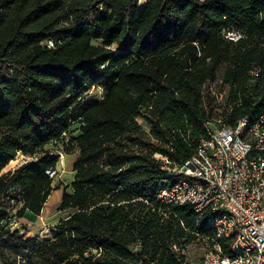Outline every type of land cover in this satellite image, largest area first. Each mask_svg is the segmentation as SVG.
Segmentation results:
<instances>
[{
  "label": "trees",
  "instance_id": "trees-1",
  "mask_svg": "<svg viewBox=\"0 0 264 264\" xmlns=\"http://www.w3.org/2000/svg\"><path fill=\"white\" fill-rule=\"evenodd\" d=\"M216 80L229 89L219 112ZM93 85L102 98L82 100ZM262 111L264 0H0V264H186L200 216L162 210L157 193L207 121ZM68 130L66 214L51 237H27L7 224L9 200L18 218L41 214ZM18 153L36 157L1 173Z\"/></svg>",
  "mask_w": 264,
  "mask_h": 264
},
{
  "label": "built area",
  "instance_id": "built-area-1",
  "mask_svg": "<svg viewBox=\"0 0 264 264\" xmlns=\"http://www.w3.org/2000/svg\"><path fill=\"white\" fill-rule=\"evenodd\" d=\"M228 35L238 36L236 32ZM259 72L258 66L250 70L254 76ZM103 93L101 85H93L82 100L100 99ZM204 126L206 137L194 154L173 168L181 177L162 187L157 199L164 206L162 210L188 204L200 216L195 228L189 230L205 245L198 264H264V111L254 120L240 119L235 126L216 125L212 120ZM70 136L68 130L52 143L59 165L68 154ZM20 155L18 165L36 157ZM56 172L48 171L51 177ZM21 206V202L9 200L6 220L11 228L19 227L15 213Z\"/></svg>",
  "mask_w": 264,
  "mask_h": 264
},
{
  "label": "rangeland",
  "instance_id": "rangeland-1",
  "mask_svg": "<svg viewBox=\"0 0 264 264\" xmlns=\"http://www.w3.org/2000/svg\"><path fill=\"white\" fill-rule=\"evenodd\" d=\"M144 0H140L141 5ZM213 89L217 96V112L224 106V99L228 93V86L222 84L220 80H216L213 84ZM220 118L219 116H216ZM141 122V120L139 119ZM78 151L73 149L65 156L63 164L57 166V172L53 176V187L50 197L45 205L44 212L41 217L24 216L19 218V227L27 231V237L37 236L40 239L51 237V230L59 222V220L66 214V211H58L57 206L61 201L62 189L71 191L70 183L73 179V171L71 161L76 157ZM20 153L16 155L17 162L13 165L3 168L1 173L12 171L18 167L20 162ZM7 166V165H6ZM55 187H57L55 189ZM205 252V245L196 236L191 238L184 246V254L186 264H198Z\"/></svg>",
  "mask_w": 264,
  "mask_h": 264
},
{
  "label": "crops",
  "instance_id": "crops-1",
  "mask_svg": "<svg viewBox=\"0 0 264 264\" xmlns=\"http://www.w3.org/2000/svg\"><path fill=\"white\" fill-rule=\"evenodd\" d=\"M73 161H74V159L71 161V164L73 163ZM55 189H56V188H55ZM51 192H52V191H51ZM51 192H50L48 198L50 197ZM48 198H47V200H46V202H45V204H44V206H43V208H42L41 214H42V212H44V208H45V205H46V203H47V201H48ZM41 214H40V215H35V214H33L32 212H30V211H25L24 216L26 215V216H29V217H32V216H33V217H41ZM24 216H23V217H24Z\"/></svg>",
  "mask_w": 264,
  "mask_h": 264
},
{
  "label": "bare ground",
  "instance_id": "bare-ground-1",
  "mask_svg": "<svg viewBox=\"0 0 264 264\" xmlns=\"http://www.w3.org/2000/svg\"><path fill=\"white\" fill-rule=\"evenodd\" d=\"M17 162V159H16V157L14 158V159H12L8 164H7V166H5V167H8L9 165H13V164H15ZM4 167V168H5Z\"/></svg>",
  "mask_w": 264,
  "mask_h": 264
}]
</instances>
